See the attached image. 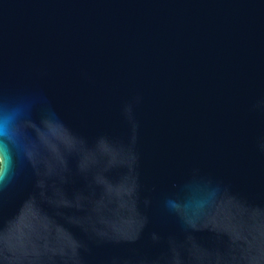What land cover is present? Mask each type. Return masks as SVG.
I'll list each match as a JSON object with an SVG mask.
<instances>
[{
  "label": "water",
  "instance_id": "obj_1",
  "mask_svg": "<svg viewBox=\"0 0 264 264\" xmlns=\"http://www.w3.org/2000/svg\"><path fill=\"white\" fill-rule=\"evenodd\" d=\"M0 264H264V0H0Z\"/></svg>",
  "mask_w": 264,
  "mask_h": 264
},
{
  "label": "rangeland",
  "instance_id": "obj_2",
  "mask_svg": "<svg viewBox=\"0 0 264 264\" xmlns=\"http://www.w3.org/2000/svg\"><path fill=\"white\" fill-rule=\"evenodd\" d=\"M0 166H1V161H0Z\"/></svg>",
  "mask_w": 264,
  "mask_h": 264
}]
</instances>
